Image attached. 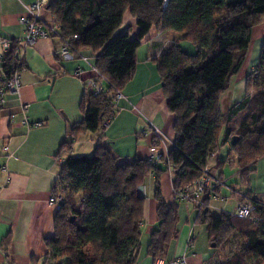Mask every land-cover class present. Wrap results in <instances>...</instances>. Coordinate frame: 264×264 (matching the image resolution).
<instances>
[{
  "label": "trees",
  "instance_id": "trees-1",
  "mask_svg": "<svg viewBox=\"0 0 264 264\" xmlns=\"http://www.w3.org/2000/svg\"><path fill=\"white\" fill-rule=\"evenodd\" d=\"M46 7L60 35H79L75 50L91 51L93 66L108 83L103 93L83 94V117L70 127L71 139L85 131L102 133L104 122L114 117L113 94L132 79L136 49L151 27L177 36L157 60L166 106L174 115L173 147L166 165L150 158L117 164L118 157L99 144L91 156L64 158L52 191L61 196V203L54 236L44 240V264H135L145 211L138 188L149 173L155 177L157 225L146 253L153 260L164 257L178 235L181 200L175 193L193 184L226 143L227 159L217 161L216 178L223 180L220 168L226 163L236 168L238 185L245 189L239 203L253 204L254 211L249 217L233 211L214 215L207 196L201 205L193 203L195 221L205 225L213 251L229 248L214 264L264 263V202L251 197L250 190V174L264 157V37L257 62L245 77L242 97L226 110L221 107L222 95L247 58L252 30L264 21V0H167L165 7L164 0H53ZM126 11L135 18L132 37L129 31L115 34ZM184 41L196 52L186 53ZM15 48L13 43L1 59L0 74L7 78L21 69ZM251 89L256 90L253 95ZM69 144L63 143L67 148ZM168 169L174 174L170 202L159 184L160 174ZM235 233L239 238L231 237Z\"/></svg>",
  "mask_w": 264,
  "mask_h": 264
},
{
  "label": "crops",
  "instance_id": "crops-1",
  "mask_svg": "<svg viewBox=\"0 0 264 264\" xmlns=\"http://www.w3.org/2000/svg\"><path fill=\"white\" fill-rule=\"evenodd\" d=\"M32 2L34 0H0V38L14 40L24 34L25 28L19 18L27 15L26 9ZM41 18L52 19L47 7L41 11ZM136 30L135 18L126 11L115 34L129 31L132 37ZM176 36L172 31L150 28L136 49L135 72L121 91L122 98L117 102L114 117L102 133L85 131L74 140L69 129L82 119L81 99L84 93L91 92L74 71L81 68L85 71L84 77L91 75L92 52L80 51L88 57V62L80 58L64 61L58 55L59 38L50 34L24 47L18 72L19 89L5 92L0 104V163L6 165V170L0 171V264L7 260L14 264H44V240L54 236L57 212L56 205L48 198L56 186L64 158L77 156L88 145L94 151L99 144L118 157L117 164H130L135 158H149V147L153 144L162 152L159 165H166L167 155L173 147L174 115L166 106L157 60ZM1 66L0 62V69ZM243 80L238 81L239 89L230 98L229 106L242 97ZM149 122L161 130L163 138L160 142L154 141L151 133L141 136ZM64 142H70L68 148ZM228 149L226 143L209 162L215 176L219 172L217 161L227 159ZM227 165L220 168L222 172ZM229 168L230 171L234 169ZM165 171L169 173L172 188L174 174L170 169ZM154 178V174L149 173L141 189L138 188V193L145 199V211L135 264H167L179 257L185 258V264H214V251L207 249L206 227L196 223L197 210L190 201H178V235L170 243L166 255L153 260L146 253L150 234L157 225V203L155 199V205L151 203V187H146L145 183L151 180L155 183ZM221 178L220 198L210 200V206L214 205L219 213L226 211V198H229L234 200L233 211L245 189L238 185V170L231 178L225 173ZM154 190L155 186L153 198ZM234 190L238 195L233 194ZM172 191L169 200L166 199L169 202L173 198ZM251 197L256 198L253 193Z\"/></svg>",
  "mask_w": 264,
  "mask_h": 264
},
{
  "label": "built area",
  "instance_id": "built-area-1",
  "mask_svg": "<svg viewBox=\"0 0 264 264\" xmlns=\"http://www.w3.org/2000/svg\"><path fill=\"white\" fill-rule=\"evenodd\" d=\"M167 0H164V7L166 6ZM48 0H34L27 7V15L21 16L19 22L24 26V34L17 39L9 40L5 38H0V62L4 54L11 50L12 44L14 43L16 48L14 51V57L17 60L19 66H22V54L23 49L27 45H33L38 38L47 37L50 35H56L60 40V46L58 49L59 57L64 61H73L77 58L88 62V57L83 55L80 51L77 52L74 48V43L79 39L78 34L63 36L59 34V27L53 20L45 21L41 18V11L47 6ZM89 71L91 75L84 77V69L78 68L74 71V75L89 87L91 93L98 94L105 92V87L108 84L107 79L101 75V73L91 64H89ZM16 70L11 77L7 78L3 74H0V104L1 97L5 92H17L20 86V78ZM122 98L120 91L113 94V104L117 108L118 100ZM26 108V106H24ZM110 118L104 122V127L110 122ZM39 123H35L37 125ZM149 133L152 134L154 141L162 140L161 130L149 122L148 128L141 131V136H146ZM149 158L152 159L154 163H160L163 159L162 152L156 145H150L149 147ZM216 154L212 155L214 158ZM59 159V158H58ZM6 170V165L0 163V171ZM1 185V183H0ZM223 185V181L216 178L215 172L212 166L209 164L202 169L201 176L193 183L183 186L180 190L175 193V197L181 201H190L196 205H201L205 197L212 199H217L219 197L220 186ZM141 187H139V190ZM144 195V191L142 192ZM220 198V197H219ZM48 201L55 204L57 209L61 203V196L58 194H50ZM254 211L253 204L239 203L233 210V213L238 217H249ZM167 264H185V258L179 257L170 260Z\"/></svg>",
  "mask_w": 264,
  "mask_h": 264
},
{
  "label": "rangeland",
  "instance_id": "rangeland-1",
  "mask_svg": "<svg viewBox=\"0 0 264 264\" xmlns=\"http://www.w3.org/2000/svg\"><path fill=\"white\" fill-rule=\"evenodd\" d=\"M263 37H264V21H262L261 24L255 26L252 30L250 48H249V52L247 54V58L244 61V63L242 65L240 71L238 72V74L232 78L230 87L228 88V90L225 92V94L221 98V107L223 110H226L229 107L230 98H232L234 92L239 89V86L237 84H238V81L240 80V78L242 80L244 79L243 80L244 81L243 87L241 89V94L243 95L244 88H245V77L249 74V70L251 69V67L253 65H255L257 62L256 56L259 52V48H260V45L262 43ZM181 47L186 53L192 54V53L196 52L195 48L193 47V45L190 42H187V41L181 42ZM255 92H256L255 89L250 90V93L252 95ZM89 134H92L91 131H89ZM93 147H95V146H92V148ZM80 151H81V152H79L80 154H78L79 156H81V155L91 156L93 154V149H90L89 145ZM212 159H215V157ZM219 159H221V156L219 157ZM229 167L230 166L228 164L227 167L225 168L224 172H223V173H225L227 178L233 177L235 172H237L236 168H234L230 171ZM254 167H255V170L252 171L250 174V190L253 192L254 197H256L257 199H260V200H264V157H261L260 159H258L257 163H255ZM216 170H217V168H216ZM159 184H160V190H161L162 196L164 198L166 197L165 199L169 200V196L171 194L172 188H171L170 176H169V173L167 171H163L161 173V176L159 178ZM145 185H146V187H149V188L151 187V195H149L150 196L149 198H150L151 203L155 205V200L152 196L155 183L153 180H151L149 182L147 181L145 183ZM241 196H239V197H241ZM226 200H227L226 201L227 208L225 210L231 212L232 207L234 205V200L233 199L229 200V198L228 199L226 198ZM211 208H212V214H214V215L219 214V211L215 210L214 205H212ZM156 223H155V225H156ZM231 237L232 238L233 237L239 238V234L235 233V234L231 235ZM207 249H209L210 251H213V247H211L210 242L207 243ZM228 253H229V248L227 249L226 247L215 250L214 251V263L216 262V260L222 259ZM259 264H264V263L260 262Z\"/></svg>",
  "mask_w": 264,
  "mask_h": 264
},
{
  "label": "water",
  "instance_id": "water-1",
  "mask_svg": "<svg viewBox=\"0 0 264 264\" xmlns=\"http://www.w3.org/2000/svg\"><path fill=\"white\" fill-rule=\"evenodd\" d=\"M230 143L233 145L234 143H235V136H233L232 138H231V141H230ZM73 220V217L71 218V221ZM215 246V244L214 243H211V247H214Z\"/></svg>",
  "mask_w": 264,
  "mask_h": 264
}]
</instances>
